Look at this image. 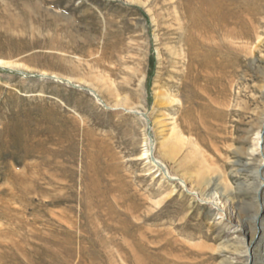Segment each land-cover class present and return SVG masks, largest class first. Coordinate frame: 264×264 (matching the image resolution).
Returning <instances> with one entry per match:
<instances>
[{"label":"rangeland","instance_id":"obj_1","mask_svg":"<svg viewBox=\"0 0 264 264\" xmlns=\"http://www.w3.org/2000/svg\"><path fill=\"white\" fill-rule=\"evenodd\" d=\"M137 1L0 0V264H223L234 235L202 177L248 222L263 205L264 0L207 31L182 0ZM189 38L225 69L189 70Z\"/></svg>","mask_w":264,"mask_h":264},{"label":"bare ground","instance_id":"obj_2","mask_svg":"<svg viewBox=\"0 0 264 264\" xmlns=\"http://www.w3.org/2000/svg\"><path fill=\"white\" fill-rule=\"evenodd\" d=\"M137 2L139 4H143V1L139 0ZM182 2H183L182 6H185L184 8H186L189 14L191 28L193 27L199 30L207 31L211 28L207 22V19L211 20L212 26H214V28L215 27L218 28L220 25L229 23L228 21L234 18V15L228 10V0H182ZM234 29L232 30L227 29V35L230 36V38L231 37L235 38L236 36ZM192 41L193 40L189 38L188 39L189 43H185V45L187 46V49L184 50L185 52L182 49V52L178 54V56L180 57L183 56V59L187 60L189 70H193L195 68L194 67L195 64L197 66H200V68L203 71L205 70L213 71L214 70L218 72V70H220V73H221L222 70L225 69V67L222 64H220V62L217 63L215 60L216 58L215 56H217V52H215L216 50L206 49L205 47L206 45H204L203 47V43L194 44ZM250 54L253 55L254 53L251 52ZM261 88L263 89L262 94L264 98V84L261 86ZM169 95L167 93V96ZM185 112L189 113V109H186ZM259 115L260 116L258 118V122L256 126L254 127L257 130V136L259 140L257 141V147H259L260 145L261 137L263 139L262 152L264 154V109L261 110V113ZM171 136H172L171 155L175 158V156H178L181 150L185 148L186 139L183 138V136L180 134L177 127L173 128V133ZM190 145H192L193 150L199 152L198 148H196L197 146H195L193 143H191ZM253 147L254 146H252L251 150L249 151H246L245 149L240 148L236 152L239 154L252 156V154L256 153V149H253ZM255 174L257 177L256 179L257 184L255 183L257 190L259 188L263 189L264 188V165L263 164L257 167V169L254 171V175ZM208 176L206 177V175H204L202 177V182H201L202 185L199 184V186H205L206 190L208 191V192L202 193L201 196L204 199L212 200L216 203V205H219L218 208H216V210L219 212L217 213V215L220 216V219H221L220 223L222 222L225 223V225L229 228V230H231L232 235H234L233 240H231V244H232L231 246L234 247L232 250L233 251L232 255L234 254L235 257L230 259L229 261L226 259L223 264H259V262L264 264V255L261 254L262 252H264V249L261 250V253L259 254L257 252L256 253L253 252L255 251V249L257 250L259 247H261L264 242V193H263V196L261 195L262 200H263L262 201L263 205L261 206L259 204H254L255 213L253 217L250 219L251 222H248L247 220H245V217L242 213V204L233 202V200L235 199L234 197L233 199H230L229 197L227 198L226 193L229 187H228V184L224 182L223 180L224 178L221 175V173L216 171L209 180H208ZM230 195H233V194L230 193L229 196ZM228 203H229V206H227Z\"/></svg>","mask_w":264,"mask_h":264}]
</instances>
